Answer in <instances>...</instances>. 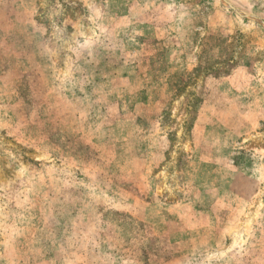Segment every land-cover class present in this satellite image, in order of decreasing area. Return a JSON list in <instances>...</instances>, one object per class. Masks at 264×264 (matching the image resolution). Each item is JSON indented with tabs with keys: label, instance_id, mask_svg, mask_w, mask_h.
Masks as SVG:
<instances>
[{
	"label": "rangeland",
	"instance_id": "obj_1",
	"mask_svg": "<svg viewBox=\"0 0 264 264\" xmlns=\"http://www.w3.org/2000/svg\"><path fill=\"white\" fill-rule=\"evenodd\" d=\"M0 264H264V0H0Z\"/></svg>",
	"mask_w": 264,
	"mask_h": 264
}]
</instances>
